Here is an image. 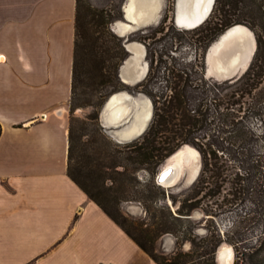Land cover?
<instances>
[{
  "label": "crops",
  "instance_id": "crops-1",
  "mask_svg": "<svg viewBox=\"0 0 264 264\" xmlns=\"http://www.w3.org/2000/svg\"><path fill=\"white\" fill-rule=\"evenodd\" d=\"M77 8L0 0V264H133L129 249L144 252L69 175Z\"/></svg>",
  "mask_w": 264,
  "mask_h": 264
},
{
  "label": "rangeland",
  "instance_id": "rangeland-1",
  "mask_svg": "<svg viewBox=\"0 0 264 264\" xmlns=\"http://www.w3.org/2000/svg\"><path fill=\"white\" fill-rule=\"evenodd\" d=\"M162 1L163 8L158 20L137 28L126 37L128 38L127 42L131 44L138 42L143 45L142 53L135 57L134 66V70L144 72L142 77L133 83L123 79L122 67L126 60L134 54L126 47V38L122 37L128 55L120 64L116 78L105 84L101 90L100 97H102L103 105L97 109L92 106L79 107L73 115L77 128V155H83V163L86 165L87 171L79 176L80 179L107 205H109L110 194L118 197L120 200L118 210L123 214L122 216L118 214L119 219L122 222L128 220L144 225L145 230L154 226L163 211H168L163 208V205L169 206L174 214L179 215L178 209L183 202L195 193L192 190L202 172L203 156L197 147L188 144L200 153L201 169L198 177L192 183L188 181L189 171L187 169L172 185L161 186L158 183V175L170 157L158 167L154 174L148 170L135 173L132 170V164L126 158V149L117 147V145L123 144L120 145L123 148L124 144L129 142L121 143L113 135L110 126H106L103 122L105 104L114 93L127 91L135 97L143 95L150 99L155 111V100L163 102L167 99L172 94V87L181 82L180 76L182 75L184 77L182 84L186 88L190 103L196 105L199 102H208L211 105V98L208 97L209 92H207L209 86H212L213 82L228 81L217 80L207 75V53L219 39L218 36L212 40L211 25L205 23L211 14L197 26H184L178 22L179 0ZM83 2L82 15L86 20L89 18L87 6L106 10L108 12L106 16L111 21L109 24L111 31L121 37V34L115 29V25L117 21H127L126 5L128 0H83ZM242 25L249 27L246 24ZM251 30L256 37L255 31ZM204 86L205 89H203ZM246 103L242 113V115L244 114L243 121L245 127L253 132L247 142L239 146L237 143L223 140L222 137L217 140L212 136L211 131H209L211 135L207 139L212 142L213 149L230 152V157H235L232 148L241 149L243 146L252 162L257 159L264 161V108L262 106L261 112L258 114L255 108L251 107L253 106L251 101H246ZM210 105L204 107L205 110ZM68 115L70 120L72 117L71 103ZM90 117L94 119H90ZM131 117L132 115L128 119ZM206 141L202 140L201 142L206 143ZM117 150H122L123 153L117 154L115 157L112 156V152ZM228 160L227 155H224L222 166L226 170L230 169L231 172L236 173L235 163ZM249 174L254 181H259L262 178L260 172L254 168ZM94 176L95 180H93ZM254 184L252 183V185ZM249 186L251 187V184ZM230 187L231 185L227 184L225 189L228 190ZM108 189L113 190L108 191ZM204 193L195 195V198L189 201V203L200 205V208L193 211L189 216L191 219H185L182 222L180 238L178 239L173 234L164 235L158 240L157 251L170 257L169 255L177 250L179 245L180 251L193 252L197 264H206L207 262L204 260L201 261L200 253L209 251L212 235H216L218 239L223 238V243L216 250V264H221V255L229 248L234 252L232 264H264V198L261 197L262 200H260L255 194L225 198L223 194L216 199H211L205 197ZM133 206L136 210L132 209ZM207 209L212 211L210 215L206 212ZM113 211L115 212L114 209ZM237 247L241 252L239 255L241 259L238 258ZM129 253V256L134 259L133 264H155L147 254L138 248L129 249Z\"/></svg>",
  "mask_w": 264,
  "mask_h": 264
},
{
  "label": "trees",
  "instance_id": "trees-1",
  "mask_svg": "<svg viewBox=\"0 0 264 264\" xmlns=\"http://www.w3.org/2000/svg\"><path fill=\"white\" fill-rule=\"evenodd\" d=\"M83 6V0H78L71 98L69 175L157 264H197L193 252L184 253L180 251L179 245L177 250L169 255L170 257L157 251L158 240L164 235L173 234L180 238L182 222L191 219L189 216L193 211L200 208L198 204L189 203L195 195L205 192V197L216 199L223 194L225 198L255 194L260 200L261 197L264 198V161L257 159L252 162L243 146L241 149L232 148L235 157H230V152L213 149L212 142L207 139L212 134L217 140L222 137L223 140L241 146L253 133L245 127L243 121L242 113L246 101H251L253 104L251 107L255 108L258 114L261 112L260 108L262 106L264 108V0H216L215 7L205 22L211 25L212 40L237 24H246L255 31L257 51L253 63L243 76L224 83L213 82L207 89L211 105L208 102L192 105L182 84L184 77L181 75V82L172 87V94L167 99L163 102L155 100L154 117L146 133L124 144L123 148L120 146L123 144L117 145L118 149H126V158L132 164L135 173L141 170L156 173L158 167L168 157L186 144L197 147L202 153V172L192 190L196 194L183 202L178 209L179 215L174 214L169 206L163 205L168 211H163L154 226L146 230L144 225L128 220L122 222L119 219L123 214L118 210L120 204L118 197L110 194L107 205L94 191L88 189L79 177L87 171L83 163V155H77V128L73 115L79 107L92 106L97 109L103 105L101 90L105 84L116 78L120 64L128 55L122 37L116 36L109 27L111 21L106 16L108 12L87 6L89 18L86 20L82 15ZM208 105L210 106L205 110L204 107ZM90 119L94 118L90 117ZM2 130L0 124V137ZM209 131L212 133L210 134ZM202 140L207 141L205 143L201 142ZM121 153L122 150H117L112 152V156ZM224 155H227L228 161L235 163L236 173L222 166ZM253 168L260 172L262 178L259 181H254L249 174ZM93 178L95 180V176ZM227 184L231 185L228 190L225 189ZM252 188L254 189L251 190ZM110 190L113 189H108ZM206 212L210 215L212 211L207 209ZM211 241L209 251L200 253L201 261L204 260L206 264H216V250L223 243V238L218 239L216 235H212ZM237 252L238 258L241 259L238 247Z\"/></svg>",
  "mask_w": 264,
  "mask_h": 264
},
{
  "label": "bare ground",
  "instance_id": "bare-ground-1",
  "mask_svg": "<svg viewBox=\"0 0 264 264\" xmlns=\"http://www.w3.org/2000/svg\"><path fill=\"white\" fill-rule=\"evenodd\" d=\"M214 3V0H179L178 22L188 27L197 26L209 17ZM162 8V0L161 2L160 0H130L126 5V17L129 21H117L115 29L119 34L125 35L141 26L156 22L160 17ZM142 46L138 42L129 45L134 55L129 57L122 67V77L127 82L133 83L144 74L143 71L134 70L135 57L142 53ZM211 50H214L215 53L216 67L214 72L220 75L230 73L239 62H242L245 68L250 67L255 56L256 43L252 32L245 26L238 25L222 38L219 37ZM131 115V124L118 130L116 132L117 138L130 140L138 132L144 131L152 115L154 116V109L151 100L143 95L135 97L127 91L116 92L105 110L103 122L106 126H118L121 121L127 120ZM186 152H190L191 157L186 156ZM169 167L175 168L178 174L162 182L161 186L174 184L186 169L189 171L188 181L192 183L198 177L201 169L200 153L197 149L186 145L168 159L162 171ZM221 258L226 260L227 264H232L233 250L231 248L226 249Z\"/></svg>",
  "mask_w": 264,
  "mask_h": 264
},
{
  "label": "water",
  "instance_id": "water-1",
  "mask_svg": "<svg viewBox=\"0 0 264 264\" xmlns=\"http://www.w3.org/2000/svg\"><path fill=\"white\" fill-rule=\"evenodd\" d=\"M129 2H130V0H128L127 4H128ZM177 12H178V7H177ZM126 20L129 21L128 18H126ZM130 22H131V21H130ZM238 25H242V24H237V25H234V26L230 27L229 29H227V30H226L222 35H220L219 37L222 38V37H223L225 34H227L232 28H235V27L238 26ZM243 26H245V25H243ZM245 27L248 28V29L252 32L253 37H254V40H255V43H256V45H257V39H256V37H255L253 31H252L249 27H247V26H245ZM127 35H128V34L121 35V37H125V38H126ZM125 40H126V47L129 48V45H130L131 43H130V42H127V41H128V38H126ZM129 51H130L131 53H134L132 50H130V48H129ZM206 59H207V75H208L209 77L214 78V79H217V80H233V79L239 78V77L243 76V75L247 72V69H249V67L245 68V65L242 64V62H239V63L237 64V66H235V67L233 68V70H232L230 73H223V74L218 75L217 73L215 74V72H214V69H215V67H216V63H215V53H214V50H211V48L209 49V51H208V53H207V57H206ZM112 96H113V95H112ZM112 96L109 98V100H108L107 103L105 104V106H104V110H103V111H104L103 114L105 113V110L107 109V106H108V104L110 103V101H111V99H112ZM151 102H152V101H151ZM152 105H153V102H152ZM153 117H154V116L152 115V117H151L149 123L147 124L146 129H145L144 131L138 132V133L136 134V136H135L133 139H130V140H122V139H120V138H117V133H116V132H117L118 130L124 128L127 124L130 125L131 122H132V121H131V120H132V117H131L130 119H127V120H123V121H121L120 124H119L118 126H110V128H111V130H112L113 135H114V136H115V137H116L121 143H123V142H131V141H133V140H136V139L142 137V136L146 133V131L148 130V128H149V126H150V124H151V120L153 119ZM187 145H188V144H187ZM185 146H186V145H185ZM185 146H183V147H185ZM191 147H192V146H191ZM181 149H182V147L179 148L177 151H179V150H181ZM177 151H176V152H177ZM176 152H175V153H176ZM185 155L191 157V156H190V155H191L190 152H186ZM172 156H173V155H171L170 157H172ZM187 159H189V158H187ZM190 160H191V159H190ZM175 174H178V171H177L175 168L169 167L168 169L162 171V172L158 175L157 181H158V183H159L160 185H162V182H164V181L167 180V179H170V178H171L173 175H175ZM132 209H133V210H136L135 206H133ZM220 261H221V264H227V261H226V260H223L222 258L220 259Z\"/></svg>",
  "mask_w": 264,
  "mask_h": 264
},
{
  "label": "flooded vegetation",
  "instance_id": "flooded-vegetation-1",
  "mask_svg": "<svg viewBox=\"0 0 264 264\" xmlns=\"http://www.w3.org/2000/svg\"><path fill=\"white\" fill-rule=\"evenodd\" d=\"M146 75H147V73H146Z\"/></svg>",
  "mask_w": 264,
  "mask_h": 264
}]
</instances>
